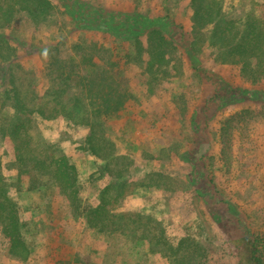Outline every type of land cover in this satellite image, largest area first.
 I'll return each instance as SVG.
<instances>
[{
    "label": "rangeland",
    "instance_id": "rangeland-1",
    "mask_svg": "<svg viewBox=\"0 0 264 264\" xmlns=\"http://www.w3.org/2000/svg\"><path fill=\"white\" fill-rule=\"evenodd\" d=\"M1 1L0 180L28 252L8 254L0 223V264H256L252 244L264 264V0H215L205 26L209 0H79L151 20L138 40L80 27L67 0L38 17Z\"/></svg>",
    "mask_w": 264,
    "mask_h": 264
},
{
    "label": "trees",
    "instance_id": "trees-1",
    "mask_svg": "<svg viewBox=\"0 0 264 264\" xmlns=\"http://www.w3.org/2000/svg\"><path fill=\"white\" fill-rule=\"evenodd\" d=\"M15 2L19 5L20 10L27 11L34 17L47 15L53 9V5L49 0H15ZM210 3L213 5H210ZM1 4L2 1L0 0V17L5 23H8L13 11L12 6L10 3H7L6 8H2ZM63 4L68 9L72 19L80 27L94 30L104 29L112 35L121 38H133L138 40L139 36L144 33L145 29L149 28L150 24H152V21L148 18L135 13H121L117 11L91 8L82 4L79 0H67L63 2ZM218 6V1L209 0L205 9L198 8L194 10L192 20L203 26L208 25L209 23H214L215 21L210 12L216 10L215 13L219 14ZM199 11H202V17H199ZM251 23L252 22L249 24L253 26ZM225 29L222 28V30ZM148 30H150L149 44L156 47H160L165 44L164 38L160 35L158 30L154 27H151ZM256 37H260L258 32H255V35L251 34L252 39H256ZM239 61L240 59L238 58L231 60V62ZM120 105V102H115L114 104L110 103L105 106V111L108 114H111L115 112ZM16 107L17 111H21L22 106L19 102H17ZM37 113L45 119L58 117V112H55L52 107L46 111L38 110ZM91 152L92 154L97 155V152L93 147L91 148ZM52 163V173L54 175V179L62 189L69 203L73 205V208H75L77 203V173L75 166L70 163L65 156L54 158ZM106 207L105 198L103 197L98 210H96V214L103 216L105 213V215L108 216L110 212H107L108 209ZM16 212V206L7 196L6 187L0 180V223L2 225L3 238L7 241V252L13 256L23 257L26 256L28 250L22 239L20 224ZM258 252L259 248L257 245L252 244L250 254L256 264L260 263L257 256Z\"/></svg>",
    "mask_w": 264,
    "mask_h": 264
},
{
    "label": "crops",
    "instance_id": "crops-1",
    "mask_svg": "<svg viewBox=\"0 0 264 264\" xmlns=\"http://www.w3.org/2000/svg\"><path fill=\"white\" fill-rule=\"evenodd\" d=\"M258 137L260 139L258 141L261 142V144H260V153H261L260 156H261V155H264V131L263 130H260ZM260 159H261V162L263 164L264 163V156L263 157L261 156Z\"/></svg>",
    "mask_w": 264,
    "mask_h": 264
},
{
    "label": "built area",
    "instance_id": "built-area-1",
    "mask_svg": "<svg viewBox=\"0 0 264 264\" xmlns=\"http://www.w3.org/2000/svg\"><path fill=\"white\" fill-rule=\"evenodd\" d=\"M262 187L264 188V180L262 181Z\"/></svg>",
    "mask_w": 264,
    "mask_h": 264
}]
</instances>
